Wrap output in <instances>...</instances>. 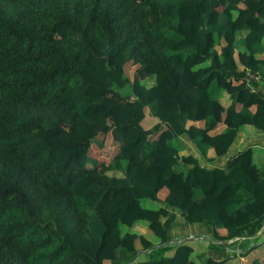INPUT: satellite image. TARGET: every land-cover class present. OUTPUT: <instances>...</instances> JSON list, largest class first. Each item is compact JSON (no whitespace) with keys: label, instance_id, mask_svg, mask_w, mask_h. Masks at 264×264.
Listing matches in <instances>:
<instances>
[{"label":"trees","instance_id":"1","mask_svg":"<svg viewBox=\"0 0 264 264\" xmlns=\"http://www.w3.org/2000/svg\"><path fill=\"white\" fill-rule=\"evenodd\" d=\"M263 42L264 0H0V264H196L189 240L161 246L194 224L211 230L205 264L257 250L254 158L209 168L180 153L188 138L213 164L243 127L264 133V94L248 105L260 82L246 81L264 82Z\"/></svg>","mask_w":264,"mask_h":264},{"label":"crops","instance_id":"2","mask_svg":"<svg viewBox=\"0 0 264 264\" xmlns=\"http://www.w3.org/2000/svg\"><path fill=\"white\" fill-rule=\"evenodd\" d=\"M251 14L252 12L249 10L248 15L245 17L246 20L247 18L252 16ZM245 18L241 20V25L243 24L242 22L245 21ZM263 46H264V42H263ZM261 58L264 59V54L261 56ZM190 85L194 86L196 85V82L192 80L190 82ZM247 89L250 91V93L248 94H250L251 96L250 103L248 105L250 106V110L254 111L255 106L253 105V100L255 98L254 96L255 91L259 90L264 94V82L260 81L258 86H255V88L252 89V87L248 86ZM180 99L182 100L180 106L182 107L183 110H187L189 95L186 96L182 95ZM230 104H231V100L228 95H224L223 98L220 100V102H217L215 104V109L219 120V126L212 133V135H218L225 130L226 125L224 121L227 114V108L230 106ZM143 123L146 125L147 129L152 128L158 124V122L154 118L150 117L149 111L147 112L146 118ZM182 141H183V151L180 153V155L181 156L192 155L194 158L199 160V162L202 164L203 167L225 168L227 167V165L229 164L230 160L233 157L239 155L241 161L248 164H250L252 162V159L254 158L257 167L262 172H264V133L257 131L254 127L251 126L243 127L235 143L229 149H224L220 146H215L214 147L215 150L211 149L208 153H209V157L215 158L213 164L202 160V155L199 148L191 140H189L188 138H182ZM166 195L164 196V198L166 197ZM141 230H144L143 226H141ZM210 235H211L210 228L204 224L186 225V226H181L175 229L174 231H172L170 233V241L173 240L182 241L184 239L191 241L190 239L193 238V240H200L201 243L202 244L204 243L205 245ZM148 237L152 238V236H148ZM155 241L158 242L159 240L156 238ZM203 249L205 251L204 246ZM207 257L213 260L214 262H219V263L225 262V260H223L217 253L212 251L208 252ZM138 260L142 262L145 261L144 254L140 255Z\"/></svg>","mask_w":264,"mask_h":264},{"label":"rangeland","instance_id":"3","mask_svg":"<svg viewBox=\"0 0 264 264\" xmlns=\"http://www.w3.org/2000/svg\"><path fill=\"white\" fill-rule=\"evenodd\" d=\"M127 68H128V75L131 78H133L135 75V72H136V66L132 64V65L128 66ZM149 82H152V81H149ZM110 100H111L110 98H106L102 101H110ZM181 102H182V100L180 99V103ZM110 139H111V137H110ZM110 139H108L105 150L98 149V148H96V146L93 147V154L99 160L108 161V159H110V156L112 155V153L116 152L117 147L115 150V147L113 146V143ZM100 181L102 183L104 182L103 179ZM166 194H167V191H165V190L162 191L159 194V199H163ZM146 205L149 207L158 206V204L156 202H148V203H146ZM147 227H148L147 223H143L144 230ZM148 236H151L150 232H149ZM189 243L195 249L194 254L192 255V261L195 262L196 264H205V262L203 261L205 259V257L202 256L204 249H203V246L201 245V241L200 240H192ZM255 261L264 262V243L257 250H255L251 254H249L247 257L238 258V259L231 258V259L227 260L224 264H253ZM102 262H104L103 264H111L110 261L109 262L107 261V259L102 260Z\"/></svg>","mask_w":264,"mask_h":264},{"label":"built area","instance_id":"4","mask_svg":"<svg viewBox=\"0 0 264 264\" xmlns=\"http://www.w3.org/2000/svg\"><path fill=\"white\" fill-rule=\"evenodd\" d=\"M262 79L258 74L251 73L250 71L246 72V81L251 82H260Z\"/></svg>","mask_w":264,"mask_h":264},{"label":"water","instance_id":"5","mask_svg":"<svg viewBox=\"0 0 264 264\" xmlns=\"http://www.w3.org/2000/svg\"><path fill=\"white\" fill-rule=\"evenodd\" d=\"M191 241L193 240V238H191L190 239ZM177 243V241L176 240H173V241H168L167 243H165V244H162L161 246H163V245H169V244H176Z\"/></svg>","mask_w":264,"mask_h":264}]
</instances>
